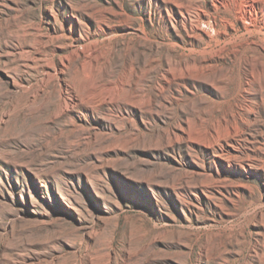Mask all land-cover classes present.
Segmentation results:
<instances>
[{"label": "rangeland", "instance_id": "374dc122", "mask_svg": "<svg viewBox=\"0 0 264 264\" xmlns=\"http://www.w3.org/2000/svg\"><path fill=\"white\" fill-rule=\"evenodd\" d=\"M190 1L0 0V264H264V70L241 93L244 70L238 58H226L217 62L222 79H212L209 69L198 80L174 81L151 110L136 111L121 99L119 106L76 107V118H51L59 103L56 79L39 90L47 60L93 40L32 50L37 24L42 34L51 32L67 11L81 18L109 7L108 25L126 20L138 29L94 39L102 57L86 60L85 72L113 55L116 77L124 55L143 58L151 45L158 61L167 51L177 56L205 46V39L188 40L199 34L188 17L185 25L174 23L183 6L209 13L191 20L216 30L213 38L218 30L243 33L241 22L230 29L219 20L224 5L213 11L209 0ZM256 27L261 33L252 39L264 48L263 27ZM240 42L238 53L247 48L264 62L257 47ZM56 44L62 46L52 53ZM83 61H72L63 74L82 96ZM169 124L185 125L191 139L166 143Z\"/></svg>", "mask_w": 264, "mask_h": 264}, {"label": "bare ground", "instance_id": "6f19581e", "mask_svg": "<svg viewBox=\"0 0 264 264\" xmlns=\"http://www.w3.org/2000/svg\"><path fill=\"white\" fill-rule=\"evenodd\" d=\"M190 2H192L193 5V1L191 0ZM241 2V4H239L238 0H209L207 2L213 11L217 10L218 3L224 5L225 11L221 18L218 17L219 20L222 19L225 27H228L230 29H233V22H241L243 28V33L241 32V35H228L225 30L221 31L218 30V28L217 30L220 37L217 39L213 38L214 36H212L211 33H214L216 30L210 33V31L202 29L197 24L192 23L191 20V16L197 18L206 16V18H208L207 14L209 13L203 10H197L194 6H192L195 9L193 12V10H189V7L183 6V13H178L177 18L174 19V23L185 25V20L188 17L190 31L192 30V32L194 33L199 32V34H197L198 36L196 34H189L188 40L190 42H194L195 39H205V46L201 49L188 47L186 50L187 52L182 51L177 56H174L167 51L163 53L162 61H158V59L156 58L157 54H155L152 50L153 45H151L152 49H150L151 51L148 53V56L145 55L143 56V58H140V56L138 58V55L131 56L130 54V56H128L124 55L123 53L124 56L122 64L124 67L123 74L120 77L115 76V66H113V63L111 62L113 61V55L111 57H108L104 66L99 68L96 72L89 70L86 73L85 70L87 68L84 67L86 60H90L91 63H96L102 57V55L99 54V51L92 48L96 46L97 41L94 39L98 34L119 35L129 33L130 31L131 33H137L138 31L137 28L129 26V22L126 20L122 21L124 24L108 25L106 13L111 11L109 7H98L94 9L93 14L91 15L83 12L84 15L81 16V18H77L73 13L67 11V13H65L61 17V27H55L53 31H49L44 34L39 32L38 30V27H41V22H39L34 28L35 30L32 34L34 35L32 50L35 51H37V49L40 50L47 43H66L65 39H70V43L71 41L75 42L76 40L79 42L80 40L84 39V36L87 39H93L89 40L87 43L88 45L85 46H75L74 48L70 46L67 53L60 55L56 60H47V62L45 63L43 67L44 76L39 86V90H44L50 79H56L59 83L57 90L59 103L57 110L52 114L51 118H56L60 114L64 113L73 115L74 118L81 117V114L76 110V107L84 108L86 111H88L92 108L93 103H96L98 105L101 103H105L109 105L119 106L121 99V102H123L125 105L133 107L134 109H136V111H140V109L142 108H148L149 110H151L153 104L163 97L165 90H167L170 84L174 81L180 80L184 83H187L189 79L198 80L203 71L209 69L213 70V73L211 75L212 79H222L224 74L217 71L221 68V66L218 65L217 62L230 57L238 58V64L244 70L243 78L245 79L243 84L240 86V92H245L248 83H252L257 80L256 72L259 69L264 70V62L258 57H253V55L248 54L246 52L247 48H245L244 51H241V53H238L235 45H237L239 41H241L239 44H245L248 47L254 45L255 48L257 47L258 50L264 54V48L262 47L263 45H261L258 41L252 39L253 34L260 35L261 33L260 29H256L257 24L263 27L264 35V0H243ZM187 3H189L188 0ZM95 12H98L99 16L95 15ZM52 16L54 17V15ZM141 18L143 20L145 19L146 21H149L150 23L156 20L155 16H151L150 14H146ZM163 21L167 23L168 21H171V19L166 17V19L163 18ZM170 24H172V21L170 22ZM259 35L257 37H260ZM46 38L47 40H45ZM62 39H64V41H61ZM219 43H223L224 46H221L222 48L219 47L218 49H214L213 46ZM225 45H230L227 51L224 50ZM61 46L62 44H56L54 49H52V53H54L55 50L60 49ZM78 58H82L84 60L81 64V67L83 68V78L82 81H77L78 83L80 82V87H84L83 96L80 93L75 92L71 85L68 84L67 81L63 78V74L65 73L66 68L72 61ZM153 68H156L153 83L151 85L149 84L147 88H141L140 83L142 79H144ZM110 85H113L114 91H107L108 93L104 92V88ZM213 87H215V85H213ZM119 91L123 93V96L121 98L118 97ZM83 98L88 102L84 103ZM74 111H76L77 113H75ZM162 137L164 138L166 143H170L178 139L189 140L190 134L183 124L177 127L170 125L169 127H166L164 129Z\"/></svg>", "mask_w": 264, "mask_h": 264}]
</instances>
